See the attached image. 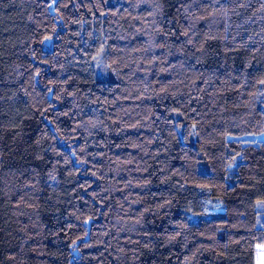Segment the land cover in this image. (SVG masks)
Masks as SVG:
<instances>
[{
  "label": "trees",
  "instance_id": "trees-1",
  "mask_svg": "<svg viewBox=\"0 0 264 264\" xmlns=\"http://www.w3.org/2000/svg\"><path fill=\"white\" fill-rule=\"evenodd\" d=\"M262 81L264 0H0V264H250Z\"/></svg>",
  "mask_w": 264,
  "mask_h": 264
},
{
  "label": "rangeland",
  "instance_id": "rangeland-1",
  "mask_svg": "<svg viewBox=\"0 0 264 264\" xmlns=\"http://www.w3.org/2000/svg\"><path fill=\"white\" fill-rule=\"evenodd\" d=\"M178 93L184 98L210 99L211 102L208 103L196 105L183 104L180 107L181 109H192L197 117L204 119V122L199 125V134L201 138H215L224 134L225 97L224 88L222 86L204 87L197 85H181L178 87ZM243 137L253 140H264V130L259 133L245 134ZM208 153L214 172L223 170V155L212 152ZM250 264H264V246H259L257 248L256 252L251 257Z\"/></svg>",
  "mask_w": 264,
  "mask_h": 264
},
{
  "label": "snow or ice",
  "instance_id": "snow-or-ice-1",
  "mask_svg": "<svg viewBox=\"0 0 264 264\" xmlns=\"http://www.w3.org/2000/svg\"><path fill=\"white\" fill-rule=\"evenodd\" d=\"M262 83H264V81H262Z\"/></svg>",
  "mask_w": 264,
  "mask_h": 264
}]
</instances>
